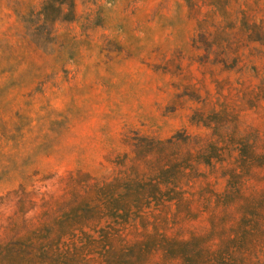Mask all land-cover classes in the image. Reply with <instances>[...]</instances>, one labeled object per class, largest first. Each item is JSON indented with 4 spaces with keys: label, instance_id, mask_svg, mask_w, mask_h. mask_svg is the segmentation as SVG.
Masks as SVG:
<instances>
[{
    "label": "rangeland",
    "instance_id": "374dc122",
    "mask_svg": "<svg viewBox=\"0 0 264 264\" xmlns=\"http://www.w3.org/2000/svg\"><path fill=\"white\" fill-rule=\"evenodd\" d=\"M0 197V264H264V0H0Z\"/></svg>",
    "mask_w": 264,
    "mask_h": 264
},
{
    "label": "trees",
    "instance_id": "16d2710c",
    "mask_svg": "<svg viewBox=\"0 0 264 264\" xmlns=\"http://www.w3.org/2000/svg\"><path fill=\"white\" fill-rule=\"evenodd\" d=\"M36 207L34 197H0V248L5 246L10 237L17 235L19 238L25 237L33 226L32 218L29 215ZM9 208V212L5 210ZM208 243L218 241L214 255L224 254L225 239L221 233L212 230L207 233Z\"/></svg>",
    "mask_w": 264,
    "mask_h": 264
}]
</instances>
